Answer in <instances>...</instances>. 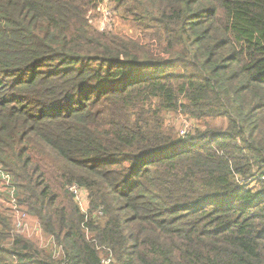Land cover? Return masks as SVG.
I'll list each match as a JSON object with an SVG mask.
<instances>
[{"label": "trees", "instance_id": "1", "mask_svg": "<svg viewBox=\"0 0 264 264\" xmlns=\"http://www.w3.org/2000/svg\"><path fill=\"white\" fill-rule=\"evenodd\" d=\"M107 1L0 0V264H264V0Z\"/></svg>", "mask_w": 264, "mask_h": 264}, {"label": "rangeland", "instance_id": "2", "mask_svg": "<svg viewBox=\"0 0 264 264\" xmlns=\"http://www.w3.org/2000/svg\"><path fill=\"white\" fill-rule=\"evenodd\" d=\"M106 6V8H105ZM107 6H109L111 8V5L109 3V1L106 0V2L102 5V9H104V15L102 16V11H100L98 18L95 20L94 25L95 27H97L99 30H102L104 28H111L112 26V21L110 19V12L111 10L109 8H107ZM101 9V10H102ZM116 22V26H114L117 30H131L130 33L133 32V29L129 28V27H133V25L131 24H123V23H118ZM111 23V25H110ZM134 28V27H133ZM118 32V31H117ZM166 121L168 123V125L170 127H175V129L179 132L180 134H182V130L183 129H190L191 127V121L188 119V117H186L183 114L180 113H169L166 115ZM0 200H3L0 197ZM2 202V201H1ZM5 204L7 206H9L7 204V201H5ZM24 209V208H23ZM21 207L19 209V211L16 212L15 214V218H16V227L17 229L23 233L26 237H28L31 240L37 241L41 246H45L48 244L49 239L48 237H46L39 225V222L37 221L36 218L31 217L30 215L25 214V210H23ZM18 221H20L21 224H18ZM104 258V255H103Z\"/></svg>", "mask_w": 264, "mask_h": 264}, {"label": "built area", "instance_id": "3", "mask_svg": "<svg viewBox=\"0 0 264 264\" xmlns=\"http://www.w3.org/2000/svg\"><path fill=\"white\" fill-rule=\"evenodd\" d=\"M104 9L105 8H103V15H104ZM110 19L111 21L113 19L111 12H110ZM189 130L187 128L183 129L182 135L186 134ZM11 182H12L11 175L0 167V190L4 189V187H7V186L11 187ZM14 190H15L14 187L10 188V201L8 203L12 211L16 214V212L19 211V207L17 205V200L14 195ZM69 190L73 194L81 210L83 212L88 211L90 201L88 198L87 190L77 184H74L71 187H69ZM99 213L102 214V211L100 210ZM18 224H21L20 221H18ZM102 262L103 264H116L114 258L111 255L104 256Z\"/></svg>", "mask_w": 264, "mask_h": 264}]
</instances>
